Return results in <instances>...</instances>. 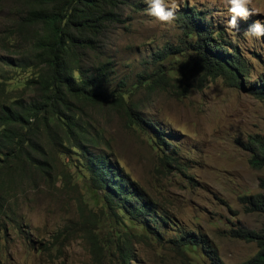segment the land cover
<instances>
[{
  "label": "rangeland",
  "instance_id": "rangeland-1",
  "mask_svg": "<svg viewBox=\"0 0 264 264\" xmlns=\"http://www.w3.org/2000/svg\"><path fill=\"white\" fill-rule=\"evenodd\" d=\"M137 1L142 9L133 11L126 5L123 15L132 16L129 24L109 25L101 52L91 57L111 62L109 84L104 89H121L124 103L143 102L140 114L160 123L166 138L174 141L176 161L162 162L155 133L126 119L111 104L82 101L79 106L90 131L100 135L97 147L148 197L168 209L176 225L163 227L158 238L146 232L142 221L133 223L125 210L105 206L101 191L93 194L89 175L71 148L65 154L54 153L57 175L53 192L38 180V186L24 185L26 191L17 200L11 198L14 221L0 217V264H119L118 245L128 246L135 254L132 264L207 263L206 256L181 250L173 241L180 229L208 237L225 264H240L257 251L255 242L231 237L228 232L238 226L259 228L263 221L260 213L244 212L238 196L264 192L259 187L264 167L251 166L249 153L239 142L248 134H264V98L245 92L226 77H211L198 70L190 48L181 54L172 47L163 68L170 79L162 88H145L148 79L138 75L153 69L152 53L179 43L177 37L182 33L176 12L183 5H194L204 11L201 17L205 21L224 29L222 40L229 41L224 45L235 46L251 65V81L263 76L264 36L245 33L257 21L264 25V0H252L248 5L251 14L237 17L235 28L229 26L233 14L224 0H174L171 23L152 16L146 0ZM167 2L171 5L173 0ZM9 5H0L2 99L31 95L25 82L36 72L4 63L12 54L4 39ZM66 176L69 183H65ZM96 240L95 248L92 242Z\"/></svg>",
  "mask_w": 264,
  "mask_h": 264
},
{
  "label": "trees",
  "instance_id": "trees-1",
  "mask_svg": "<svg viewBox=\"0 0 264 264\" xmlns=\"http://www.w3.org/2000/svg\"><path fill=\"white\" fill-rule=\"evenodd\" d=\"M5 3L10 4V9L5 16L4 39L12 54L4 58V63L16 68H33L36 72L25 82L31 95L2 99L4 89L0 86V217L14 221L11 198L17 200L26 191L24 185L38 186V180H42L49 192H53L57 175L54 153L65 154L72 148L89 175L93 194L96 196L100 190L98 195L105 206L125 210L133 223L139 224L137 219L142 221L146 232L161 238L163 227L176 225L174 216L148 197L120 171L108 153L97 147L100 135L90 131L89 120L79 106L82 101L101 106L111 104L126 119L138 126L144 124L155 133L162 162L176 161L174 141L167 139L168 134H164L160 123L140 114L144 103H124L121 89H104L109 84L111 62L95 61L91 57L101 52V41L109 25L129 24L132 16L123 15L126 5L138 11L142 3L137 0H0V5ZM203 12L194 5H183L176 12L182 33L177 37L179 43L168 44L152 53L153 69L138 75L148 79L145 88L153 91L169 81L163 68L169 62L166 59L172 47L176 46L173 50L181 54L189 48L194 50L198 70L211 77H226L235 86L263 99L264 76L249 81L251 65L235 46L231 49L224 45L229 42L222 40L224 29H215L205 21L206 17H201ZM119 82L124 86L123 79ZM239 142L249 153L250 165L264 167V134H248ZM85 175L84 172L82 176ZM65 178V183H69V176ZM259 187L264 189V177L259 179ZM238 200L244 212L260 213L263 221L259 228H231L228 235L253 241L257 246V251L240 264H264V192L243 193ZM178 232V238L173 241L181 250L198 251L207 258L204 264H225L204 234L184 229ZM92 246L96 248L97 240ZM118 247L115 255L119 264H132L136 260L128 246Z\"/></svg>",
  "mask_w": 264,
  "mask_h": 264
},
{
  "label": "clouds",
  "instance_id": "clouds-1",
  "mask_svg": "<svg viewBox=\"0 0 264 264\" xmlns=\"http://www.w3.org/2000/svg\"><path fill=\"white\" fill-rule=\"evenodd\" d=\"M224 2L230 5L229 10L233 14L232 19L229 21V26L232 28L237 27V17L247 18L251 14L248 5L252 3V0H224ZM146 3L149 5V13L159 21L168 23L173 21L174 9L176 7L174 0L171 5L168 4L167 0H146ZM245 35H254L256 37L264 36V25L259 21L255 22ZM241 81L244 80L241 78ZM249 81H251L250 77Z\"/></svg>",
  "mask_w": 264,
  "mask_h": 264
}]
</instances>
